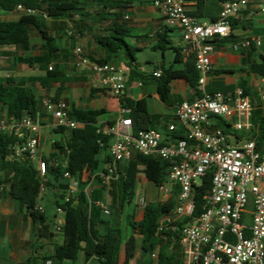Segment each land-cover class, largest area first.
Returning a JSON list of instances; mask_svg holds the SVG:
<instances>
[{"label": "built area", "instance_id": "obj_1", "mask_svg": "<svg viewBox=\"0 0 264 264\" xmlns=\"http://www.w3.org/2000/svg\"><path fill=\"white\" fill-rule=\"evenodd\" d=\"M152 1L166 26L180 31L184 43L182 56L192 58L199 72V94L177 107L176 118L184 131L182 139L164 141L162 134L153 128L134 135L130 110L120 102L127 98L128 80L124 70L109 62L91 60L82 47H75V66L78 69L87 67L92 81L109 88L120 102V117L100 130L102 135L113 137L109 148L111 160L104 171L94 174L93 179L98 181L99 188H108L118 177V163L130 161L135 154L168 161L167 182L157 189L165 198L172 195L176 186L179 192L173 210L159 221V231H179L183 264H264V144L258 147L254 140L232 143L225 128L209 129L212 119H221L231 127L233 135L249 130L254 107L243 89L232 93L205 89V76L214 71V42L231 35L233 20H242L245 14L264 15V0L226 1L222 3L219 17L211 22H199L188 12L184 0ZM26 13L47 18L38 10L26 9ZM252 44L259 46L261 41L246 38L232 43V48L242 55ZM161 75V71L152 73V77ZM142 84L143 80L136 81L137 87ZM261 98L264 99L263 94ZM44 109L55 119L54 128L75 129L79 125L70 118L61 100H47ZM41 127V120L29 113L20 119H0V138L7 135L16 139L7 158L10 161L27 158L39 170L42 178L39 199L46 191L45 181L49 174L46 161L37 159ZM168 129L174 132L177 126L171 124ZM55 164L66 165L65 161ZM208 174L212 175L211 188L204 197L202 212L194 216L195 186ZM64 177L70 181L68 193H76L80 188L78 180L69 172H65ZM139 202L142 209L148 204L144 196ZM96 205L105 215H111L104 202L97 201ZM56 210L63 214L61 208ZM63 224L64 219L55 223V239L64 235ZM153 257H157L156 252ZM45 264L56 262L50 258Z\"/></svg>", "mask_w": 264, "mask_h": 264}, {"label": "crops", "instance_id": "obj_2", "mask_svg": "<svg viewBox=\"0 0 264 264\" xmlns=\"http://www.w3.org/2000/svg\"><path fill=\"white\" fill-rule=\"evenodd\" d=\"M184 2L190 14L198 15L195 18L199 22L216 20L222 8L220 0H206L200 11H198L196 0H184ZM113 3H117V5L110 7ZM106 4L109 7H106ZM23 15H27V13L26 8L22 5H19L14 11L0 8V21H16ZM234 23L236 25L233 28V34L237 38L236 41L252 38L260 39L261 44L259 46L255 44L252 54L248 53L245 56L247 59L245 64L242 63V55L232 48V43L236 41L216 44L212 53L214 71L205 76V89L208 92L223 93H232L239 88L243 91L245 89L254 106L257 104V100L262 99L264 78L250 72L249 61L251 59L260 61V56L264 57V15L245 14L242 20L238 19ZM44 25L45 29L57 39L59 48L58 52L48 61V67L61 70L64 72V76L72 78V81L64 84L53 83L48 89H45L36 81V78L45 74L46 65L37 62L31 65L20 62V59L29 57L35 59L49 57L48 51L42 47L43 41L37 30L31 31L30 50L28 51L16 46L0 47V78L13 76L30 79L26 86L33 89L40 101V109L35 116L41 120L42 124L37 159L53 157L54 161L64 163L62 154L55 144L61 142L66 133L58 132L59 128L53 127L55 119L44 109V103L47 100L53 101L58 86L62 85L63 87L59 99L66 104L69 115L73 108L105 109L106 114L99 118V122L103 125H107L109 122L113 123L120 117V102L115 94L109 88L93 82L87 67L78 69L74 64L73 56L74 48L80 46L90 59H103L105 50L97 38L108 35L109 30L114 27L123 28L129 32L126 41L131 47L135 59V61H131L126 50H122L116 59L109 62L124 70L128 80L127 98L135 101L146 100L150 113L158 116L156 128L153 129L162 134L164 141H175L172 136L183 135V128L176 118L177 107L184 100L195 99L199 93L185 79H176L170 86L172 103L167 105L160 100L158 84L152 77V73L154 71L162 72L163 68L182 70L186 67L187 59L181 56V62H175L176 50H180L184 44L181 33L177 29L166 26L152 0H81L80 10L76 11L73 16L48 19ZM161 36H164L168 41L163 50L160 48ZM133 70L143 78L141 87H137V80L130 78ZM8 118L11 117L8 115L7 107L0 104V119ZM171 124L177 126L174 132H170L168 129ZM219 126L225 128L219 119H212L209 129L212 130ZM227 135L232 143L245 140H238L231 130ZM62 166L64 167L65 164ZM100 171L103 169L96 173ZM94 174L83 179L81 190L85 191L87 195L89 194L91 204L99 209L94 212V217L97 220L109 221L111 227L121 230L122 256L126 240L132 234L128 215L135 216L138 210L139 217H135L136 220H140L143 209L140 207V202L134 199L131 204L126 205L128 207L126 220L110 218L112 213L109 216L105 215L96 202L102 201L110 206L109 189L99 188L98 181L93 179ZM12 175V171L0 169V264H45L46 260L52 258L54 254V244H61L63 236L55 239L54 235L49 243L38 240L35 224L27 214L26 208L9 193ZM147 182L148 188L142 190V196L147 199L148 204L157 201L166 202L172 197L176 200L177 195L174 196L172 193L169 198H165L158 189L157 191L153 189V186L157 187L154 183L148 180ZM45 203H49L55 208L54 221L51 226V231L54 234L55 223L64 219L63 214L57 213L54 190L46 189L38 200V206L47 216V208L43 207ZM94 228L101 237L106 233V225L99 221ZM171 251L170 248L169 252ZM79 258L83 260V264L93 263V261L87 262L82 255ZM65 263L73 264L68 260L61 264Z\"/></svg>", "mask_w": 264, "mask_h": 264}, {"label": "trees", "instance_id": "obj_3", "mask_svg": "<svg viewBox=\"0 0 264 264\" xmlns=\"http://www.w3.org/2000/svg\"><path fill=\"white\" fill-rule=\"evenodd\" d=\"M198 11L201 10L206 0H196ZM222 3L232 0H220ZM81 0H0V8L6 11H14L19 5L26 9L38 10L47 15V18L39 14H27L21 16L16 21H0V47L16 46L24 51L30 50V35L32 30H37L42 38V47L48 51L49 57L45 59L25 58L20 59L22 63L45 64V74L36 78L40 85L48 89L53 83L64 84L72 81V78L64 76V72L57 68L48 67V61L58 52L57 39L45 29V21L48 19H59L71 17L80 10ZM113 3L110 7L116 6ZM106 7H109L107 4ZM198 17L197 14L191 13ZM231 24L232 33L227 38L216 39L214 42L236 41L233 34L235 23ZM128 31L123 28L114 27L109 30L108 35L97 38L98 42L105 50V57L95 60L99 63L111 62L116 59L122 50H126L131 61H135L131 47L126 41ZM168 43L164 36L160 37V48L163 50ZM255 44L242 52V63H247L245 56L252 54ZM182 48L176 50L175 62H181ZM250 72L264 78V57L260 56V61L251 59ZM132 80H143L135 70L130 76ZM158 84V95L160 100L170 105L171 83L176 79H185L189 85L197 90L199 72L196 70L194 60L187 59L186 67L182 70L172 68L162 69L160 77H153ZM30 79L24 77L0 78V104L7 107L8 115L14 119H20L25 113L36 116L40 109V101L33 92V89L26 86ZM95 91V90H94ZM198 91V90H197ZM63 87L58 86L53 101L60 100ZM244 94L249 93L244 89ZM264 94V89H263ZM124 108L130 110L129 116L132 119V132L137 135L139 131L156 128L157 115L150 113L147 102L144 99L132 100L124 98L121 101ZM252 113V127L235 133V137L245 140H254L258 147L264 144V99L254 106ZM106 114L105 109L84 110L73 108L70 118L79 123L75 129L60 127L58 132H65L66 136L61 142L55 145L62 154L66 165H56L53 157L44 158L48 164V177L45 181L46 189L54 190L56 207L63 210V240L60 244H54V254L52 258L56 264L68 260L76 264L79 256L93 261L96 264H131L135 259L138 247L140 258L138 264H183L181 247L179 245V231L162 230L159 231V221L170 213L175 207V198H170L166 202H151L145 206L140 220H136L134 215H128L129 226L132 234L126 240L124 249V260L121 263V230L111 227L110 222L94 217V212L99 211L94 207L85 191L81 190L83 179L92 176L97 171L105 170L110 162L111 156L109 148L113 142L112 136H104L100 132L103 124L99 118ZM225 126V133L230 130V126L220 119ZM112 125V122L108 123ZM173 139H182V136H172ZM16 143L13 136H3L0 138V169L13 172L10 180L9 193L26 208L27 214L35 224V229L39 241L51 242L54 234L51 231V224L44 212L38 209V200L42 178L36 164L27 158H20L10 161L7 158L9 148ZM170 163L160 158L146 157L135 154L130 161L118 163V177L108 187L110 197V209L113 215H120L126 205L131 204L136 196V186L138 175L142 172L145 178L156 186L167 182V171ZM65 172H69L73 178L79 182V190L74 194H69L70 181L64 177ZM211 174L201 179L200 184L195 186V212L198 216L202 212L204 197L211 188ZM179 188H174L173 194L176 196ZM106 225V233L101 237L94 228L97 222ZM171 248V252L169 249ZM157 253L154 258L153 254Z\"/></svg>", "mask_w": 264, "mask_h": 264}, {"label": "rangeland", "instance_id": "obj_4", "mask_svg": "<svg viewBox=\"0 0 264 264\" xmlns=\"http://www.w3.org/2000/svg\"><path fill=\"white\" fill-rule=\"evenodd\" d=\"M139 56V55H138ZM261 101H262V99H259V100H257V103H261ZM223 126H224V124H223ZM143 181V182H142ZM147 180L145 179V176H144V174L142 173V172H140L139 173V175H138V182H137V186H136V198H135V201H140V198H141V196H142V190L144 189V190H147V188H148V185H147ZM153 189H155L156 191H157V187H155V186H153ZM43 207H45V208H47V219H48V221L50 222V224L51 225H53V221H54V212H55V208L51 205V204H49V203H45L44 205H43ZM127 212H128V207H126L125 209H124V211L120 214V215H111L110 216V218L112 217H114L115 219H118V220H120V219H125L126 220V218H127ZM135 216L138 218L139 217V211L137 210V212L135 213ZM245 221H247V219L245 218ZM139 258H140V249H139V247H138V251H137V254H136V257H135V259L132 261V263L131 264H138V262H139ZM123 259H124V254H123V252H122V256H121V262L123 261ZM66 264V263H65ZM76 264H83V260L81 259V258H79L77 261H76ZM89 264H96L95 262H93V263H89Z\"/></svg>", "mask_w": 264, "mask_h": 264}]
</instances>
